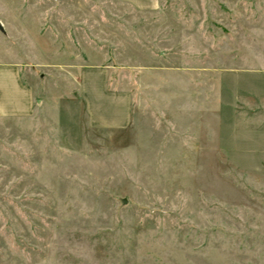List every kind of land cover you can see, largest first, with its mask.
<instances>
[{
    "label": "rangeland",
    "instance_id": "obj_1",
    "mask_svg": "<svg viewBox=\"0 0 264 264\" xmlns=\"http://www.w3.org/2000/svg\"><path fill=\"white\" fill-rule=\"evenodd\" d=\"M0 24L35 101L0 113V264H264V0H0ZM84 63L166 70L112 71L131 123L100 128Z\"/></svg>",
    "mask_w": 264,
    "mask_h": 264
},
{
    "label": "crops",
    "instance_id": "obj_2",
    "mask_svg": "<svg viewBox=\"0 0 264 264\" xmlns=\"http://www.w3.org/2000/svg\"><path fill=\"white\" fill-rule=\"evenodd\" d=\"M39 65V62L33 63V67L37 68ZM165 70H140L133 67L122 68L115 64L90 63L80 64L75 70L70 69L80 71L79 94L84 102L89 124L100 128H125L131 123L132 93L128 88H116L117 80H111L112 71ZM21 71L30 70L23 68L21 62L0 61V93L4 98L0 113L3 115L22 116L34 111V97L32 99L29 87L23 83ZM33 71L36 70L33 68Z\"/></svg>",
    "mask_w": 264,
    "mask_h": 264
},
{
    "label": "water",
    "instance_id": "obj_3",
    "mask_svg": "<svg viewBox=\"0 0 264 264\" xmlns=\"http://www.w3.org/2000/svg\"><path fill=\"white\" fill-rule=\"evenodd\" d=\"M0 28H2V27H1V24H0Z\"/></svg>",
    "mask_w": 264,
    "mask_h": 264
}]
</instances>
